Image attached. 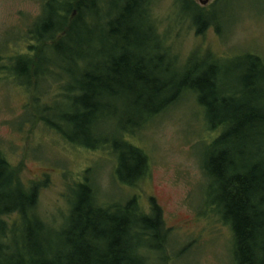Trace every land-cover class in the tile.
<instances>
[{
    "label": "trees",
    "instance_id": "trees-1",
    "mask_svg": "<svg viewBox=\"0 0 264 264\" xmlns=\"http://www.w3.org/2000/svg\"><path fill=\"white\" fill-rule=\"evenodd\" d=\"M110 2L83 0L56 11L46 4L44 13L50 11V16H41L30 33L37 44L35 64L15 76L39 79L37 92L42 80H50L51 88L58 84L52 98L69 105L65 120L74 126L75 136L70 142L93 150L106 146L117 161L115 178L129 188L144 178L149 163L133 143L134 133L180 100L194 98L210 131H222L212 142V154L202 157L210 190L220 194L219 203L205 205L231 230L232 264H264V62L255 55L241 58L247 62L243 87L218 94L219 68L208 64L210 52L202 56L194 51L179 66L178 56L158 33L149 0H122L108 12L104 7ZM192 10L196 33L202 35L213 24ZM60 62L75 68L68 70ZM67 78L78 81L67 83ZM239 94L244 100L233 104ZM45 105L56 119L57 108ZM58 111L62 122V106ZM109 119L110 140L103 131ZM56 126L63 134L62 124ZM254 139L257 154L247 151ZM131 162L144 168L135 178L134 172L129 175ZM12 177L9 162L0 157V264H149L150 254L166 242L162 210L152 199L148 208L134 194L103 200L88 178L75 180L68 211L54 227L36 212L38 185L13 186ZM12 216L11 222L4 220Z\"/></svg>",
    "mask_w": 264,
    "mask_h": 264
},
{
    "label": "rangeland",
    "instance_id": "rangeland-1",
    "mask_svg": "<svg viewBox=\"0 0 264 264\" xmlns=\"http://www.w3.org/2000/svg\"><path fill=\"white\" fill-rule=\"evenodd\" d=\"M109 1L104 7L108 12L114 11L122 0ZM149 2L158 33L178 56L179 66L194 51L202 56L210 52L208 64L214 62L219 68L218 94L221 90L234 93L243 87L241 76L247 62L241 58L255 55L264 62V0H207L205 5L200 0ZM188 3L192 4L191 9L186 7ZM46 4L43 0H0V55L14 73L27 66L23 58L26 56L19 55L18 46L26 38V30H33L42 15L50 16V11L44 13ZM64 7L65 4H51L55 11ZM192 9L200 11L214 27L208 25L204 34L198 35ZM78 50L84 58L86 50ZM60 64L71 71L75 68L65 62ZM14 73L8 76L15 79ZM75 80L66 79L73 84ZM248 81L251 83L252 79ZM58 87L42 83L41 91L47 96L35 103L22 95L21 91L26 90L23 86L0 81V148L10 164L13 186L26 189L34 183L38 185L36 212L41 219L47 225L59 226L68 211L73 181L88 178L103 200L114 197L121 201L134 194L143 208H148L151 199L161 208L168 235L162 249L150 254L149 264H232L231 230L205 205L219 203L220 194L210 190L202 170V157L212 154V142L222 131H210L211 123L206 122L195 99L180 100L144 130L134 133L133 143L148 156L149 163L144 178L129 188L115 178L117 161L106 146L93 150L70 142L75 136L74 126L65 120L69 105L62 98H52L57 96ZM60 94L65 98V92ZM244 98L239 94L233 104L239 105ZM45 102L57 108L58 119L62 106V122L53 119ZM57 124H62L61 136ZM103 131L110 140V119ZM256 136L257 132L255 139ZM255 139L247 151L257 154L259 144L254 145ZM260 141L264 156V138ZM129 167V175L134 172V178L144 169L137 162H131ZM12 219L13 216L4 218L7 222ZM17 223L21 224V219Z\"/></svg>",
    "mask_w": 264,
    "mask_h": 264
},
{
    "label": "flooded vegetation",
    "instance_id": "flooded-vegetation-1",
    "mask_svg": "<svg viewBox=\"0 0 264 264\" xmlns=\"http://www.w3.org/2000/svg\"><path fill=\"white\" fill-rule=\"evenodd\" d=\"M80 1H83V0H43L44 3L55 4V5H58V4L61 5V4H66V3H78ZM87 1L90 2L91 0H87ZM57 14L60 15V13H57ZM33 31H35V30H26V33H25L26 38L23 40V43L18 46L20 49L19 55H25L26 56L25 61L27 63V66L25 69H27L28 66H29V68H32L35 64V62H34V55H35L34 50L37 48V44L35 42V39L30 36V33ZM3 62H4L3 56L0 55V74H2L0 76V81L4 82V80H7L10 84H15V85L19 84V85L23 86L26 90L24 92L21 91V93H22V95L29 97V100H30V98H31V100L35 99V97L39 99L38 94L41 97L39 100H41L42 98H44L47 95V92L41 91L40 86L38 88L39 92H37L36 87H37V82L39 79L35 80V78H33V77L26 76V79L24 80V82L21 83L20 78L13 76L15 78V79H13L10 76H8L10 73H14V72L12 71V68L9 69V67H7L10 64H4ZM41 82L44 83L45 85L51 84L50 80H45V81L42 80ZM42 83H41V85H42ZM39 84H40V82H39ZM15 88H16V86H15ZM16 91H18V90L16 89ZM27 106L25 107V110L27 109ZM59 135L61 136V132L59 133ZM0 157H2L4 160L7 161L5 154L3 153L1 148H0Z\"/></svg>",
    "mask_w": 264,
    "mask_h": 264
},
{
    "label": "water",
    "instance_id": "water-1",
    "mask_svg": "<svg viewBox=\"0 0 264 264\" xmlns=\"http://www.w3.org/2000/svg\"><path fill=\"white\" fill-rule=\"evenodd\" d=\"M200 3L205 5L207 3V0L203 1V0H200Z\"/></svg>",
    "mask_w": 264,
    "mask_h": 264
}]
</instances>
